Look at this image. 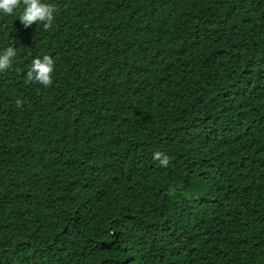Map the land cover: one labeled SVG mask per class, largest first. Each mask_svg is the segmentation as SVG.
Masks as SVG:
<instances>
[{"label": "trees", "instance_id": "16d2710c", "mask_svg": "<svg viewBox=\"0 0 264 264\" xmlns=\"http://www.w3.org/2000/svg\"><path fill=\"white\" fill-rule=\"evenodd\" d=\"M43 2L0 14V264H264V0Z\"/></svg>", "mask_w": 264, "mask_h": 264}, {"label": "clouds", "instance_id": "9594fccd", "mask_svg": "<svg viewBox=\"0 0 264 264\" xmlns=\"http://www.w3.org/2000/svg\"><path fill=\"white\" fill-rule=\"evenodd\" d=\"M21 7L19 21L25 28L38 23L42 24L45 30L50 28L54 20V13L57 11L54 4L45 3L43 0H0V14L2 15H12L14 10ZM13 44L14 42H10L9 46L0 52V72H5L12 66L17 55L16 47ZM54 63V59L48 55H44L42 59H33L26 73V82H36L45 88L50 87L53 83ZM15 103L17 107H20L23 101L17 99ZM152 159L164 168L168 167L170 163V157L161 151H155Z\"/></svg>", "mask_w": 264, "mask_h": 264}]
</instances>
